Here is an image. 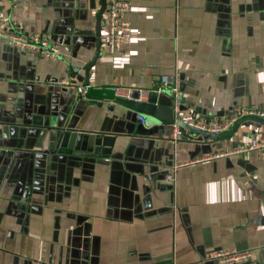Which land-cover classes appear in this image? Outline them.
<instances>
[{
    "label": "crops",
    "instance_id": "crops-1",
    "mask_svg": "<svg viewBox=\"0 0 264 264\" xmlns=\"http://www.w3.org/2000/svg\"><path fill=\"white\" fill-rule=\"evenodd\" d=\"M126 1L133 38L109 56L101 33L90 84L151 90L175 76L184 111L170 125L87 98L72 76L86 77L100 0H0L13 30L59 50L43 58L0 38V264H215L220 250L264 264V149L196 162L264 141V121L207 138L180 126L264 109V0ZM61 115L110 147L50 151L45 124ZM175 162L187 164L169 182Z\"/></svg>",
    "mask_w": 264,
    "mask_h": 264
},
{
    "label": "built area",
    "instance_id": "built-area-1",
    "mask_svg": "<svg viewBox=\"0 0 264 264\" xmlns=\"http://www.w3.org/2000/svg\"><path fill=\"white\" fill-rule=\"evenodd\" d=\"M105 10L102 16L101 32L105 38L106 53L109 56L117 54L122 46L128 43L132 38L131 24L127 19V15L131 11V4L126 0H105ZM0 38L3 39L9 46L20 49L25 52L37 53L43 58L54 59L59 52L58 48L51 44L49 38L38 34L24 35L16 32L13 28L4 21L0 14ZM60 83V82H59ZM178 79L172 75H163L151 90L133 89V88H114V95L117 98L132 100L134 94L138 97L134 99L136 102H141L143 96H147L149 92L161 94L167 92L172 97V109L174 112L179 111L180 93ZM244 118L257 119L264 121V109L248 108L238 109L228 116L214 121H206L203 119L191 118L186 123L189 127L199 130L203 133L219 135L228 131L232 126ZM139 122L144 123L145 119L141 115H137ZM177 125L172 126L171 140L177 139ZM264 149V141L253 139L248 145L242 146L235 150L226 153L214 154L212 156H204L196 160V162L209 161L214 158L225 155H237L249 153L251 151H261ZM185 162H175L169 174L166 176L167 181L174 180V172L180 166L186 165ZM253 253L250 251L239 252L236 250H220L214 253L213 260L215 264H246L251 260Z\"/></svg>",
    "mask_w": 264,
    "mask_h": 264
},
{
    "label": "water",
    "instance_id": "water-1",
    "mask_svg": "<svg viewBox=\"0 0 264 264\" xmlns=\"http://www.w3.org/2000/svg\"><path fill=\"white\" fill-rule=\"evenodd\" d=\"M101 6L96 16L95 21V51L92 59L84 66L83 71L85 78L77 76L75 71H72L71 74L73 77H76V80L83 84V87L87 89L86 97L96 100H113L127 108L135 110L137 113L144 114L146 116L155 117L156 119H162L165 123L169 125L174 120V110L172 109V97L167 92L157 94L156 92H149L147 94L148 101L146 103L136 102L135 98L138 97V94L133 95L132 100H125L117 98L114 95L113 88H95L92 87L88 78L91 68L95 65V62L101 55V26H102V15L105 10V0H100ZM184 111V108L179 107V112ZM178 112V114H179ZM66 122V117L64 115L59 116V119L56 122L47 121L45 128L50 135L51 143L49 146L50 151H55L59 154L66 153L67 149H75L80 153L91 152L94 155H99L100 153L105 152V148L110 147L112 142V137L109 136H95L89 134H83L82 130H76L72 128L71 123ZM183 129H187L189 132L194 134H199L200 136L207 138L211 137L208 133L200 132L197 129L192 127H187L184 124H180ZM185 127V128H184ZM108 153V152H106ZM86 153L85 155H88ZM22 186V183L20 184Z\"/></svg>",
    "mask_w": 264,
    "mask_h": 264
}]
</instances>
